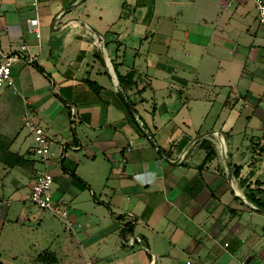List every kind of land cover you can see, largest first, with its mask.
I'll list each match as a JSON object with an SVG mask.
<instances>
[{
    "label": "crops",
    "instance_id": "0c3cea01",
    "mask_svg": "<svg viewBox=\"0 0 264 264\" xmlns=\"http://www.w3.org/2000/svg\"><path fill=\"white\" fill-rule=\"evenodd\" d=\"M21 45L0 88V154L19 164L0 160V187L26 201L47 169L72 221L35 263L264 264V207L248 197L264 203L254 0H0V56ZM26 111L50 138L46 163ZM2 201L0 261L25 264L16 224L41 218Z\"/></svg>",
    "mask_w": 264,
    "mask_h": 264
},
{
    "label": "built area",
    "instance_id": "2783aa9c",
    "mask_svg": "<svg viewBox=\"0 0 264 264\" xmlns=\"http://www.w3.org/2000/svg\"><path fill=\"white\" fill-rule=\"evenodd\" d=\"M254 3L257 9L258 22L264 26V0H254ZM28 22L32 31H34L35 35L39 37L40 30L38 26V13L36 9H34L32 15L28 18ZM25 47L26 45H21L20 48L0 56V88L12 85L13 79L11 75V66L18 59L25 58L23 53V48ZM23 125L27 128L29 134L32 137L33 144L30 147V151L41 161L46 163L50 154V138L32 111H26L23 119ZM73 147H76V145H73ZM52 183L53 174L49 170L43 169L38 171L34 174L28 194V199L39 208L49 210L54 215L58 216L65 227L71 228L72 221L68 217V209L61 202L54 199L52 195ZM128 215L130 216V219H133L132 214ZM124 242L141 243V238L138 236L129 235ZM87 264L97 263L91 260L88 261Z\"/></svg>",
    "mask_w": 264,
    "mask_h": 264
},
{
    "label": "rangeland",
    "instance_id": "374dc122",
    "mask_svg": "<svg viewBox=\"0 0 264 264\" xmlns=\"http://www.w3.org/2000/svg\"><path fill=\"white\" fill-rule=\"evenodd\" d=\"M1 189L0 187V206H2V200L4 203L7 201L10 205L8 206V213L13 215V218H16V215L22 214H35L39 215L41 221L37 223L31 224L26 223V226L20 227L19 223H17V227L19 229H15L18 232H21V236L23 237V241L26 243V249L23 255V261L25 264H40L35 263L34 255L40 251H43L45 248H49L54 246V243H51L53 233L52 231H57L59 234L63 235L66 230L65 225L62 223L61 219L51 213L49 210L39 208L35 204H33L28 197L25 199L26 201L15 199V196L20 197L26 196V188L25 189ZM13 191V192H12ZM22 208V209H21ZM13 222L16 220L13 219ZM51 236V237H50ZM57 240L58 237L55 236ZM8 242V239H6ZM53 242V241H52ZM37 244V245H36ZM52 244V245H51ZM22 245V244H21ZM20 245V246H21ZM53 248V247H52ZM47 250V249H46ZM56 264V263H55ZM57 264H67L66 260H60Z\"/></svg>",
    "mask_w": 264,
    "mask_h": 264
},
{
    "label": "trees",
    "instance_id": "16d2710c",
    "mask_svg": "<svg viewBox=\"0 0 264 264\" xmlns=\"http://www.w3.org/2000/svg\"><path fill=\"white\" fill-rule=\"evenodd\" d=\"M117 76H118V79L120 80V79H121L120 75L117 74ZM0 148H1V146H0ZM211 153H212V152H208V153L206 154V157H209ZM12 158H13V155H11L10 153H7V154H0V160H1V161L5 162V163H8V164L11 165V166L14 165V164H19V163H18L19 161H17V162H16V161L13 162V161L11 160ZM19 158H20V157H19ZM10 160H11V161H10ZM73 176H74L76 179H79V177H77L76 175H73ZM248 197H249V199H250L252 202H254L255 204L264 207V203H263L262 201L258 200L257 198H255L253 195H250V196H248ZM126 230H131V224H130V223H125V224H124L123 228L121 229V234L124 235V232H125ZM46 255H47L46 252H41V253H40V256H41L42 259H43L44 256H46ZM51 259L54 260V257H51ZM0 264H2L1 261H0Z\"/></svg>",
    "mask_w": 264,
    "mask_h": 264
},
{
    "label": "bare ground",
    "instance_id": "6f19581e",
    "mask_svg": "<svg viewBox=\"0 0 264 264\" xmlns=\"http://www.w3.org/2000/svg\"><path fill=\"white\" fill-rule=\"evenodd\" d=\"M216 134V133H215ZM220 137V136H219ZM223 145V144H222ZM223 147V146H222Z\"/></svg>",
    "mask_w": 264,
    "mask_h": 264
}]
</instances>
